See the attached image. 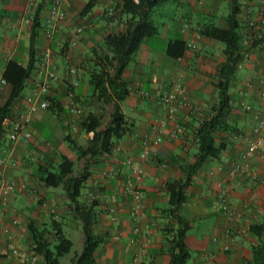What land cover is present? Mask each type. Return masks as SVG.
Masks as SVG:
<instances>
[{
  "label": "crops",
  "instance_id": "1",
  "mask_svg": "<svg viewBox=\"0 0 264 264\" xmlns=\"http://www.w3.org/2000/svg\"><path fill=\"white\" fill-rule=\"evenodd\" d=\"M89 1L74 0L65 8V19L55 25L52 37L47 38L44 31L48 28L50 0H0V74L9 61L26 66L33 60L35 68L24 81L19 97L12 102L13 122L23 120L28 113L26 96L32 91L35 70L48 48L50 69L58 78L50 81L47 96L50 102L54 100V110L59 112L56 115L50 109H37L31 114L25 125L32 133L28 142L13 143L7 133L0 135V172L10 181L26 184V188L12 191L8 207L0 213V264H43L42 258L32 251L30 223L41 227L56 220L63 231L67 228L76 232L72 251L67 254L70 264L81 252L82 224L62 186L54 188L41 181L44 172L58 164L60 155L74 162L75 174L84 169L87 173L80 201L94 204L93 230L101 238L95 264H136L134 256L147 241L138 264H170L169 246L162 235V229L176 226L166 212L168 186L183 182L185 166L195 161L198 150L193 133L201 118L213 114L212 108L217 104L214 82L226 60L224 43L201 37L195 28L211 21L221 29H228L231 0H168L153 12L159 33L140 45L123 73L129 95L120 102V109L129 129L116 142L122 151L78 160L65 136L69 134L76 145L86 147L92 133L80 130V116L90 111L110 118L113 109L107 105L102 110L76 63L86 60L89 50L107 33L122 29L118 9L121 0H94L91 8L87 7ZM237 1L241 56L229 81L231 129L220 133L228 145L219 157H206L192 173L185 201L179 208L190 224L187 241L191 256L187 264H244L255 241L250 230L264 219V146L250 159L245 173H234L248 141L257 135L264 137V129L254 130L258 120H264V39L256 42L264 38V20L259 14L262 0ZM250 19L255 21L254 26L248 25ZM33 20L38 28L31 58ZM78 27L82 31L72 47L69 42ZM179 40L185 43V50L182 56L174 57L167 47ZM254 41L258 43L256 46H252ZM71 67L77 70L74 88L69 83ZM175 83L180 84V101L175 104L174 118L159 126L158 120L164 116L161 92ZM11 92L8 81L0 83V106ZM69 92L74 93L78 114L69 112ZM241 103L251 109L246 110ZM154 126L160 133L153 132ZM144 143L151 156L140 162L145 171L141 185L144 213L136 221L130 215L131 198L123 193V182L133 177V173L122 161L130 158L139 163L138 153ZM222 197L227 198L229 210L239 215L231 216L223 208ZM3 228H8L18 248L15 256L6 247ZM225 244L229 249L224 248Z\"/></svg>",
  "mask_w": 264,
  "mask_h": 264
},
{
  "label": "trees",
  "instance_id": "2",
  "mask_svg": "<svg viewBox=\"0 0 264 264\" xmlns=\"http://www.w3.org/2000/svg\"><path fill=\"white\" fill-rule=\"evenodd\" d=\"M168 0H121L118 6L122 17V29L117 32L107 33L102 41L94 45L87 53L86 60L76 63L82 70L88 83L92 86L93 96L102 104V110L107 105H112L113 111L107 125L102 128L104 113L86 112L78 119L82 132H92L86 147L78 146L69 134L65 136L78 160L90 157L97 158L101 155L112 154L118 142L129 129L127 120L120 109V102L129 95L128 83L123 79V73L128 63L133 59L142 43H146L159 33V27L152 18L153 12L163 6ZM94 0L87 3L91 8ZM69 7V6H68ZM240 5L237 0H231V10L227 16L228 29H221L215 23L196 26V31L203 38L214 39L224 43L226 60L223 63L214 85L217 89V104L212 108L210 117H203L193 133V142L197 146L195 161L185 166V180L177 181L168 186L169 205L166 209L169 217L176 226L162 229V235L169 246L170 264H187L191 256L187 241V231L190 224L179 211L186 198V186L191 175L202 161L208 157H219L226 149L228 142L220 133L231 129L228 122L232 102L229 93V81L235 68L240 63V34L238 32V14ZM37 20V17L35 18ZM34 21L30 37V55L34 57L33 41L38 24ZM260 38L259 41H263ZM252 43L256 46L258 43ZM185 43L181 40L173 42L167 47V52L174 57L182 56ZM41 59V58H40ZM40 62V60H39ZM34 68L33 60L26 66L15 61H9L2 76L12 85V92L4 105L0 106V135L7 133L14 121L12 102L19 97L24 81L30 77ZM54 100L48 108L54 110ZM60 160L52 169H48L41 177L42 183L50 187L62 186L64 194L73 206L77 218L81 221L84 236L83 248L76 254L72 261L74 264H95V252L101 243V238L94 233L93 225L96 221L94 204L87 205L80 201L84 182L87 178L86 170L76 173L74 162L65 155H60ZM32 238V251L42 258L43 264H60V259L69 254L73 248V241L68 238L60 222L51 220L49 224L41 227L29 224ZM255 241L250 245L249 257L244 264H264V219L251 228Z\"/></svg>",
  "mask_w": 264,
  "mask_h": 264
},
{
  "label": "built area",
  "instance_id": "3",
  "mask_svg": "<svg viewBox=\"0 0 264 264\" xmlns=\"http://www.w3.org/2000/svg\"><path fill=\"white\" fill-rule=\"evenodd\" d=\"M74 0H50V4L48 7L49 17L47 18L48 28L44 31V34L47 38L52 37L53 30L55 25L65 19L66 11L65 8L70 6ZM260 6V16L262 20H264V0L261 1ZM249 26H254L255 21L253 19L248 20ZM82 28H76L73 37L70 39V46H75L77 43V38L81 33ZM189 47H194L189 45ZM50 56L51 50L45 49L42 53L40 62L35 70V76L32 82V91L26 96V103L28 106V113L24 116L23 120L15 121L12 123L9 131L7 132L8 139L13 143L18 142H28L32 138V133L30 130L25 128V125L30 120L31 114H33L37 109H48L51 106V102L48 99V92L50 89V81L57 80V74L55 71L50 69ZM76 68L71 67L69 69L68 75L70 77V86L72 88L77 86L76 80ZM0 83L5 84L7 81L4 79L2 74H0ZM180 84L175 83L169 89H165L161 92L160 95V106L164 112V116L158 120L159 126H164L169 120L174 118L175 104L180 101ZM74 93L69 92L68 98L70 99V108L69 112L78 114L79 108L74 104L73 101ZM241 105L246 109L250 110L251 107L249 105H245L241 103ZM153 132L160 131L156 126L152 127ZM264 129V120L259 119L255 132H259ZM92 133V132H91ZM157 140H161V137L158 135ZM264 146V137L261 135H257L256 137L250 139L241 155V163L237 164L234 168V173H245L247 170V164L250 159L256 154ZM117 152H121L122 148L120 145L116 146L115 149ZM151 156L149 149L146 144H143L142 150L138 153L139 163L134 162L130 158H125L122 163L130 168L133 173V177L127 178L123 182V193L130 197L131 210L130 215L136 221L140 220L143 217V205H142V190L141 185L145 177V171L140 164V162L147 161ZM111 171V170H110ZM107 173V171H106ZM255 177V176H254ZM17 187L21 189L26 188V184H17L14 181H10L6 179V177L0 172V213L6 209L9 205L10 195L13 190ZM223 208L230 212L231 216L239 215L234 210H229V204L226 197H222ZM3 233L6 236V247L10 254L13 256L19 253L18 248L15 246L14 240L8 230V228H3ZM149 242H145L141 250L138 254L134 256L133 261L138 264L141 259V256L145 253ZM224 248L229 249V245L225 244Z\"/></svg>",
  "mask_w": 264,
  "mask_h": 264
},
{
  "label": "rangeland",
  "instance_id": "4",
  "mask_svg": "<svg viewBox=\"0 0 264 264\" xmlns=\"http://www.w3.org/2000/svg\"><path fill=\"white\" fill-rule=\"evenodd\" d=\"M168 2H170V1H168ZM171 4V3H170ZM113 109V108H112ZM109 120V115H107V116H105L104 117V120H103V123L105 122V121H108ZM64 233H65V235L68 237V238H70L71 240H72V238L74 237L75 238V236H76V232L74 231V232H70V230L68 231V229L67 228H65L64 229ZM73 241V240H72ZM61 263L62 264H70L69 263V256L67 255V256H63L61 259Z\"/></svg>",
  "mask_w": 264,
  "mask_h": 264
}]
</instances>
